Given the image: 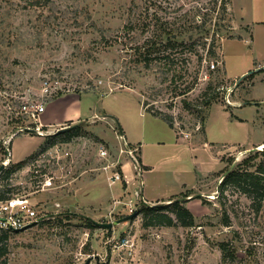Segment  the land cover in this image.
<instances>
[{"label": "rangeland", "instance_id": "obj_1", "mask_svg": "<svg viewBox=\"0 0 264 264\" xmlns=\"http://www.w3.org/2000/svg\"><path fill=\"white\" fill-rule=\"evenodd\" d=\"M151 17L168 21L177 43L148 55L159 32L146 27ZM259 22L264 0H0V165L6 148L23 158L43 138L44 171L60 174V155L74 172L71 184L35 194L27 162L0 173V199L32 194L49 215L7 232L0 264H264V196L256 211L240 189L218 190L232 164L252 171L264 148ZM70 97L92 116L62 126L78 130L63 140L17 134L10 148L17 127L34 126L22 104L43 102L44 117L60 107L49 101ZM119 130L138 148L142 185ZM114 172L121 180L110 184ZM141 194L183 202L194 225H143Z\"/></svg>", "mask_w": 264, "mask_h": 264}, {"label": "built area", "instance_id": "obj_2", "mask_svg": "<svg viewBox=\"0 0 264 264\" xmlns=\"http://www.w3.org/2000/svg\"><path fill=\"white\" fill-rule=\"evenodd\" d=\"M219 65V62H216L214 64L213 62L210 63L209 68L211 70L215 69V66ZM42 91L43 95H50L52 91V87H50V84L48 81H44L42 84ZM227 100V98H226ZM228 103V101H227ZM229 104V103H228ZM43 102H27L25 104H22L19 107V112L27 115V117L31 118L33 121L34 126H19L16 128L14 133L11 135L13 137L15 134H36L40 137L47 136V132L44 133L41 128L42 126L39 123V116L44 111ZM118 139L121 140L123 143V147L120 148L119 152L120 154H126L130 164L132 165L135 176L140 177L142 176V169L137 161V158L135 156V153L138 152V148H130L125 139L123 138V135H120ZM6 152V160L1 161V164H3V167L6 168L10 162H9V156H10V150L8 148L5 149ZM50 151H43L42 153L36 155L34 158L27 161L26 166L28 167V170H30L31 175L33 176L35 184V193L39 192H49L57 188L56 183H62L58 187L69 185L73 182V168L72 163H68L67 166L61 163L62 157L57 156L56 157V166H58V170L61 171V173H57L56 171H44L41 162L44 158L45 154L48 155ZM98 154L100 158H106L107 153L106 151L101 147L98 150ZM67 158V157H66ZM25 166V165H24ZM3 168V169H4ZM23 168V167H22ZM109 168V166L104 167V170L106 171ZM77 177V176H76ZM75 177V178H76ZM110 184H114L115 182H119L121 180V177L118 172L111 173L110 177ZM32 194L27 195H18V194H11L7 195L6 198L0 200V234L3 232H10V231H17L20 230L26 226H32L35 224H38L39 222L45 220L48 218L49 215L43 212H39L38 208L36 207V203L32 201L31 199Z\"/></svg>", "mask_w": 264, "mask_h": 264}, {"label": "trees", "instance_id": "obj_3", "mask_svg": "<svg viewBox=\"0 0 264 264\" xmlns=\"http://www.w3.org/2000/svg\"><path fill=\"white\" fill-rule=\"evenodd\" d=\"M224 10V8H222ZM198 20H200V25H197L198 28H201L202 26V19L199 17ZM194 22V19H193ZM168 21H164L162 23L161 18L157 17H151L149 22L147 23L146 27L152 26L153 28L157 29L159 28V32L156 35V38L151 37L152 39L147 41V54L149 55L152 52L158 51V49L162 48L163 46L165 48H170L174 46V44L177 43L176 37H173L174 33L173 31L168 27ZM164 26V27H162ZM189 29H186L188 31ZM184 32V31H183ZM182 31H177L175 36H178L177 34L183 33ZM164 44V45H163ZM163 47V48H164ZM151 51V52H150ZM208 104V103H206ZM165 119V118H163ZM168 124L171 126V123L168 121V119H165ZM78 130L77 126L71 127L68 130H65L63 132H58L54 135L47 136L49 138H57L61 137L63 140L66 137L67 133L73 132ZM44 146V145H43ZM43 146L33 155H31L28 159L30 160L34 158L36 155L42 153L45 151V148ZM259 154L261 155L260 162L255 166L254 169L251 171L245 170L241 171L240 168L234 167L230 172H228L221 180V185L218 190H220V196H222V193L224 190L230 187L240 189L242 193H244L246 196L251 198V201L254 206H256L255 210L258 211L260 208V200L264 196V148L256 152L254 155ZM253 158L249 157L243 161L244 164H247L249 161H251ZM26 160L20 161L18 163L12 164L10 168L3 169L1 173H4V178H8L10 173H12L14 170H20L22 167H24ZM190 194L184 195V198L189 197ZM219 197V196H218ZM6 198V197H4ZM1 198V199H4ZM0 199V200H1ZM142 204V216H143V225L149 226L152 224H160V225H166V226H173V225H181L184 227H190L194 225V217L192 213L183 205V202H179V200H171L168 204L165 205H153L148 206L144 203ZM92 226H95L91 224ZM96 227V226H95ZM7 233L3 232L0 234V246H2L3 242L6 240ZM223 248V247H222Z\"/></svg>", "mask_w": 264, "mask_h": 264}, {"label": "crops", "instance_id": "obj_4", "mask_svg": "<svg viewBox=\"0 0 264 264\" xmlns=\"http://www.w3.org/2000/svg\"><path fill=\"white\" fill-rule=\"evenodd\" d=\"M240 20L244 21L242 16H239V21ZM259 24H264V23L259 22ZM58 99L59 100L63 99V100H68V101L61 103ZM50 102H52V103L56 102L55 104H60V107H57L55 109H50L48 111L49 115H45L44 117H42L43 115L41 114L39 116L40 125L46 129L45 131H47L48 134L53 135L57 130L61 129L62 126L67 122L75 123V122L82 120L84 118L90 119L92 117V116H88L86 114V112L81 109L79 102L76 103L75 100L71 97L70 98H57L55 100L49 101V103ZM45 112H46V110L44 109L43 113H45ZM15 135H17V134H15ZM122 135H123V133H122ZM13 137H11V139H10V143H9L10 148H11V144L13 141ZM123 138H124V136H123ZM41 140H42V145L38 148V150L43 146V143L45 142V139L43 140V138H41ZM262 144H264V140L262 142H260V144L258 146H260ZM38 146L39 145H36V147L32 148L23 158H14L13 159L11 156V151H10L9 162L18 163L20 161L28 159L31 155L35 154L38 151L37 150ZM142 175H143V172H142ZM142 184H143V181H142V176H141V185ZM139 193H140V189H139ZM141 197H142V194H141ZM142 199H143V202H145L146 204H150V205H155L157 203L162 202L159 199H155L152 201H147L143 197H142ZM163 201H167V199L163 200Z\"/></svg>", "mask_w": 264, "mask_h": 264}, {"label": "water", "instance_id": "obj_5", "mask_svg": "<svg viewBox=\"0 0 264 264\" xmlns=\"http://www.w3.org/2000/svg\"><path fill=\"white\" fill-rule=\"evenodd\" d=\"M263 68V67H262ZM261 67L260 68H256L255 70H253V71H249L248 73H246V74H244L243 76H241L240 77V79L239 80H241V79H243L244 77H246V76H248V75H250V74H252L253 72H256V71H258L259 69H262ZM237 85V83L235 84V86ZM70 127H64V128H61V129H59V130H57L54 134H56V133H58V132H63V131H65V130H68ZM119 132H120V135H122V132H121V130H119ZM53 134V135H54ZM233 167H234V164H232L230 167H229V169L224 173V175H223V177L228 173V172H230L232 169H233ZM3 164H1L0 165V173H1V171L3 170ZM137 192H139V191H136V195H137ZM192 197H189V198H187V199H191ZM144 204H146L145 202H144ZM147 205V204H146ZM136 215V213L135 214H133V215H129L126 219H131V218H133L134 216ZM96 226H99V227H103V228H106V229H108V230H110L111 229V227H112V223H106V224H102V223H95V222H93ZM30 226H26V227H24V228H22L21 230H25V229H27V228H29Z\"/></svg>", "mask_w": 264, "mask_h": 264}, {"label": "bare ground", "instance_id": "obj_6", "mask_svg": "<svg viewBox=\"0 0 264 264\" xmlns=\"http://www.w3.org/2000/svg\"><path fill=\"white\" fill-rule=\"evenodd\" d=\"M261 147H263V146H260L259 148H261Z\"/></svg>", "mask_w": 264, "mask_h": 264}]
</instances>
